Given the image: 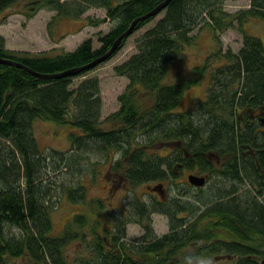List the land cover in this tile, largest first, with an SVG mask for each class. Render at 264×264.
Segmentation results:
<instances>
[{
  "label": "trees",
  "instance_id": "1",
  "mask_svg": "<svg viewBox=\"0 0 264 264\" xmlns=\"http://www.w3.org/2000/svg\"><path fill=\"white\" fill-rule=\"evenodd\" d=\"M18 1L0 0V14ZM114 1L34 0L28 18L42 8L78 18L93 5L105 8L106 19L117 22L99 38V49L87 38L76 49L62 53L9 50L0 34V59L19 62L41 75L84 66L110 50L132 21L165 0ZM222 2L172 0L168 4L164 16L137 41V52L114 68L129 84L119 96L120 108L104 121L99 78H85L72 88L74 80L89 70L47 79L0 63V264H12L25 256L34 264H200V257L220 253L230 259L229 264H264V244L253 242L264 240V207L259 199L264 188V129L257 116L252 117L260 109L264 113V41L243 30L251 17L264 20V0H251L249 9L236 14L223 11ZM155 17L141 20L134 31ZM205 20L215 33L234 28L237 22L243 45L238 53L230 49L224 53V63L211 74L205 99L188 111L176 112L191 81L166 83L169 65L184 54L195 39L192 30ZM37 119L78 131L70 133L68 151L93 149L107 159L113 151L120 153L113 160V170L132 187L150 182L163 185L164 195L156 191L162 200L148 204L136 197L130 202L133 222L145 230L141 238L127 239L130 219L119 209L120 213L112 215L113 227L108 225L100 233L91 226L90 239L85 231L90 222L84 213L75 214L63 231L54 232L51 209L58 184L52 181L51 185L45 173L51 166L53 171L74 168L78 156H67L68 151L42 152L33 134ZM195 167L207 177L206 184L198 187L205 196L194 203L189 198H166L164 183L177 185L183 169ZM215 177L220 178L219 184L210 185L205 193L204 187ZM82 180L73 186L63 184L62 195L73 203L84 202L87 187ZM224 182H230V187ZM236 184L249 188L239 193ZM96 204L104 208L103 201ZM155 213L169 218V232L161 237L153 233ZM12 228H19L20 234H10ZM218 232L230 239L219 237ZM78 238L85 246L69 256L66 248ZM191 246L199 247L194 251Z\"/></svg>",
  "mask_w": 264,
  "mask_h": 264
},
{
  "label": "rangeland",
  "instance_id": "2",
  "mask_svg": "<svg viewBox=\"0 0 264 264\" xmlns=\"http://www.w3.org/2000/svg\"><path fill=\"white\" fill-rule=\"evenodd\" d=\"M34 0H19L11 7L5 9L0 14V34L6 38V48L13 51L29 52L38 54L43 52L62 53L72 51L77 48L85 39L93 40V48L99 49L101 42L99 38L108 33L115 26L116 20L106 19V9L99 6L88 5L84 14L78 18L59 16L55 10L48 8L40 9L33 17L28 18L30 12V3ZM72 1V0H70ZM120 2L121 0H117ZM114 1L113 3H118ZM251 0H223L220 6L228 14H236L250 8ZM217 5V6H219ZM164 16V12L157 15L150 23L143 28L134 31L127 39L122 49L112 58L107 59L93 70H89L86 76L77 78L72 84L76 88L80 82L89 77H97L100 80L101 97L103 99L102 121L107 116L114 113L120 108L119 96L124 93L129 84L125 76H118L114 68L125 62L130 56L137 52L138 40L156 22ZM205 17L206 14H204ZM101 20L100 23H91L90 20ZM104 19H106L104 21ZM208 20L200 22L191 32L195 36L194 41L185 47L183 55L176 57L170 62L166 83L190 80L189 86L183 91L179 103L175 109L176 112H185L194 108L195 104L204 100L207 88L210 84L212 72L224 63V53L229 49L233 53H238L243 45V33L239 25L235 22L234 28H228L225 32L220 33L207 23ZM246 34L258 37L264 41V20L258 17L249 18L243 25ZM218 38V39H217ZM222 51V55H214ZM211 57L210 64L207 62ZM204 68V66H206ZM107 129V125L103 124ZM78 131L70 125H63L50 120L37 119L33 124V134L38 143L39 149L50 154L52 151L67 152L71 148L70 133ZM79 134V133H78ZM144 136L139 135L143 140ZM112 157L107 159L104 153L87 150L82 152L68 151L67 156L76 155L77 162L74 168H63L61 171H53L51 166L45 173L49 174L52 181L58 184L57 194L53 196V208L51 209V218L54 224V232L63 231L66 223L72 219L75 214L84 213L87 215L89 225L86 228L88 239L91 238V226L96 227L100 233H103L104 227L114 226V214L123 210L126 218L130 219L127 225V239L133 240L143 236L145 230L138 223L133 222L132 204L130 203L136 197L149 203L155 200H162L159 194L154 190L157 182H150L132 187L128 182L120 179V174L113 170L115 159L120 157V153L113 151ZM80 155V156H79ZM53 159V158H52ZM198 168L183 169L176 183L170 185L166 181L164 186L167 190L166 198H181L185 201L189 198L191 203L203 198L205 195L199 192L198 187L192 186L188 182L191 174L204 176L199 173ZM46 178V177H45ZM87 187V198L84 202L73 203L67 196L62 195L63 184L65 186L77 185L79 180ZM220 178L215 177L204 187V192L209 193V186L213 187L219 184ZM225 184V182H224ZM230 182L224 186L228 187ZM239 193H244L249 188H243L241 184H236ZM230 187V186H229ZM182 192V194H180ZM249 194V193H248ZM242 196V195H241ZM244 198V196H242ZM97 201H103L104 208L100 209L96 204ZM135 202V201H134ZM112 210V212H111ZM111 212V214H109ZM186 213L181 214L185 216ZM152 229L157 237L169 232V218L160 213L152 216ZM10 230V229H9ZM10 234L19 235V228H12ZM219 237L230 239V236L218 232ZM253 242L262 245L263 240L254 239ZM81 239L71 241L66 252L69 256H75L84 247ZM199 246H197L198 248ZM191 246L189 249H197ZM232 261V260H231ZM200 264H229L230 259L219 255L200 257ZM12 264H34L28 256L18 258L12 261ZM232 264V263H230ZM234 264V263H233Z\"/></svg>",
  "mask_w": 264,
  "mask_h": 264
},
{
  "label": "water",
  "instance_id": "3",
  "mask_svg": "<svg viewBox=\"0 0 264 264\" xmlns=\"http://www.w3.org/2000/svg\"><path fill=\"white\" fill-rule=\"evenodd\" d=\"M171 1L172 0H165L162 3H160L159 5H157L153 10L149 11L148 13H146V14L138 17V18H136L134 21H132V23L130 24L128 29L124 33H122L118 37V39L113 43L110 50H108L106 53H104L103 55L99 56L98 58L94 59L92 62H90L84 66L77 67V68L71 69L69 71H65V72H62L59 74H55V75H41V74H37V73L29 70L28 68H26L21 63L10 60V59H0V63L24 68V69L30 71L31 73H33L34 75L40 77V78H47V79L59 78V77H63V76H74V75H77V74H79L85 70H91V69L97 67L98 65H100L101 63L105 62L107 59H109L113 55V53L121 45L122 41L124 39L128 38L134 32V29H135L136 25L138 24V22H140L141 20H146L148 18L155 17V16L159 15L168 6V4ZM260 122H261V125L264 126V117L260 118ZM206 178H207L206 176H198V175L191 174L188 177V182L195 187H203L206 184ZM154 190L159 192L162 195H164V193H165L164 192L165 190H163L162 184L154 186Z\"/></svg>",
  "mask_w": 264,
  "mask_h": 264
},
{
  "label": "flooded vegetation",
  "instance_id": "4",
  "mask_svg": "<svg viewBox=\"0 0 264 264\" xmlns=\"http://www.w3.org/2000/svg\"><path fill=\"white\" fill-rule=\"evenodd\" d=\"M255 116H257L258 121H259V123L261 125L260 118L264 117L263 111L260 109V111L258 110L256 113H252V117H255ZM261 127L264 129V126L261 125ZM263 173H264V170H263ZM259 199H260L261 204L264 207V188H262V190H261V195L259 196ZM262 244H264V240H263Z\"/></svg>",
  "mask_w": 264,
  "mask_h": 264
},
{
  "label": "crops",
  "instance_id": "5",
  "mask_svg": "<svg viewBox=\"0 0 264 264\" xmlns=\"http://www.w3.org/2000/svg\"><path fill=\"white\" fill-rule=\"evenodd\" d=\"M4 36V35H3ZM5 37V36H4ZM6 39V38H5Z\"/></svg>",
  "mask_w": 264,
  "mask_h": 264
}]
</instances>
